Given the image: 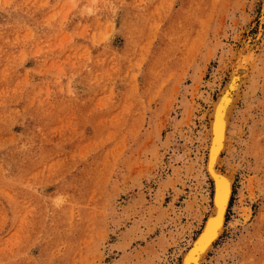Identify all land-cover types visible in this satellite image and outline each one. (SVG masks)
Returning <instances> with one entry per match:
<instances>
[{
	"label": "rangeland",
	"instance_id": "rangeland-1",
	"mask_svg": "<svg viewBox=\"0 0 264 264\" xmlns=\"http://www.w3.org/2000/svg\"><path fill=\"white\" fill-rule=\"evenodd\" d=\"M236 73L200 264H264V0H0V264H184Z\"/></svg>",
	"mask_w": 264,
	"mask_h": 264
},
{
	"label": "bare ground",
	"instance_id": "bare-ground-1",
	"mask_svg": "<svg viewBox=\"0 0 264 264\" xmlns=\"http://www.w3.org/2000/svg\"><path fill=\"white\" fill-rule=\"evenodd\" d=\"M239 74H234L231 81L229 82L228 89L222 95L219 103L216 106L214 122L212 124V142L210 144V161L208 164V171L211 176L215 178L216 194H215V206L218 208V213L210 219L205 232L192 246L191 250L184 257V264H200L202 256L211 247L212 242L218 237L222 230L224 221V214L228 207L230 196H231V183L228 176L222 175L215 170V164L219 159L220 153L224 149L225 135H226V115L231 107L227 108L231 101L228 90L234 89L239 81ZM234 100V99H233ZM233 103V101H232ZM232 103L230 106H232ZM230 113V111H228ZM215 212H216V208ZM197 255V256H196ZM195 256L197 257L195 259ZM195 261V262H194Z\"/></svg>",
	"mask_w": 264,
	"mask_h": 264
}]
</instances>
